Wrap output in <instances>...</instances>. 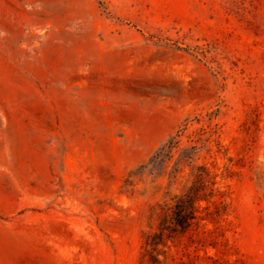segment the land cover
<instances>
[{
	"label": "rangeland",
	"instance_id": "374dc122",
	"mask_svg": "<svg viewBox=\"0 0 264 264\" xmlns=\"http://www.w3.org/2000/svg\"><path fill=\"white\" fill-rule=\"evenodd\" d=\"M197 165L226 208L169 260L264 264V0H0V264H139Z\"/></svg>",
	"mask_w": 264,
	"mask_h": 264
},
{
	"label": "trees",
	"instance_id": "16d2710c",
	"mask_svg": "<svg viewBox=\"0 0 264 264\" xmlns=\"http://www.w3.org/2000/svg\"><path fill=\"white\" fill-rule=\"evenodd\" d=\"M177 146L178 140L172 137L157 149L154 157L165 162L172 157L171 152ZM189 155L181 153L175 160L168 174L170 180L175 179L186 159H190L188 164L191 163L192 154ZM190 176L191 181L180 192L166 193L151 207V217L154 218L155 225L143 233L139 264H187L182 260H169V242L180 243L181 238L187 236L196 247L204 246L205 235L211 232L203 229L204 221L215 223L224 214L226 203L221 199L223 193L214 188V175L208 168L204 165L192 166ZM217 195L220 198L218 200L214 199ZM201 201L205 204L201 205ZM200 227L202 229L199 232ZM191 231H195V237L188 235ZM187 245L185 243L183 248L186 249Z\"/></svg>",
	"mask_w": 264,
	"mask_h": 264
}]
</instances>
